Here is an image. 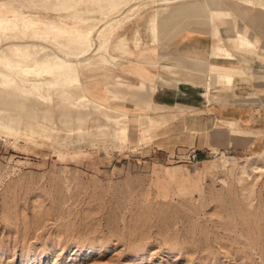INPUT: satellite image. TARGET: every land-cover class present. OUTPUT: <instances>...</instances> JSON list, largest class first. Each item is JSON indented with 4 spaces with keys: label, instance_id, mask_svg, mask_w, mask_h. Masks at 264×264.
<instances>
[{
    "label": "rangeland",
    "instance_id": "374dc122",
    "mask_svg": "<svg viewBox=\"0 0 264 264\" xmlns=\"http://www.w3.org/2000/svg\"><path fill=\"white\" fill-rule=\"evenodd\" d=\"M220 1L212 20L190 19L186 28L221 24L217 45L231 49L220 26L246 25L260 45L263 11L245 7L244 0ZM186 2L195 1L168 7L178 13ZM139 6L136 0H0V17L68 15L61 26L80 32L92 21L87 13L102 28L96 18L112 8V16L133 8L128 21L137 26ZM161 6L150 3L148 10ZM40 28L44 37L54 32ZM199 29L209 35L210 27ZM91 41L88 51L67 57L81 65L98 57L97 33ZM169 42L123 59L121 67L141 75L138 84L88 83V72H111L101 67L80 69L76 85L57 74L20 82L0 74V264H264V146L255 149L253 138L228 133L250 146L234 141L202 148L194 134L180 132L189 107L152 102L158 88L186 84L158 80L184 74L180 63L173 75L161 67L169 54L159 49L185 53L175 50L178 41L163 48ZM148 54L160 61L154 72L137 61ZM195 85L204 96L205 87Z\"/></svg>",
    "mask_w": 264,
    "mask_h": 264
},
{
    "label": "bare ground",
    "instance_id": "6f19581e",
    "mask_svg": "<svg viewBox=\"0 0 264 264\" xmlns=\"http://www.w3.org/2000/svg\"><path fill=\"white\" fill-rule=\"evenodd\" d=\"M173 1L136 0V5H140L137 8L139 12L135 16L137 26L128 21V14L133 10L131 7L120 16H112L114 10L112 8L108 14L96 18H100L99 20L102 21V28L97 27V20L96 23L93 21V19L95 20L94 13H87L86 16L92 21L80 32H76L77 29L74 27L65 29L61 26V22L68 18V15L61 17L54 14L50 19L37 17V20H32L31 17L23 15L21 12L9 17L1 15L0 42L3 40L10 41L5 49L0 50V74L2 79L6 81L11 76L12 81L20 82L29 79L33 75L40 77L42 74H57L68 83L76 85L80 83L78 74L80 69L101 67L102 69H110L111 72L101 74L88 72V83L102 82L106 84L109 79H114L120 84L124 82H129L131 85L138 84L141 75L133 68L121 67L126 56L133 55L142 47L156 46L163 39L171 41L186 29L190 19H196L199 23L209 22V20H212L214 12L217 13L216 9L221 6L220 0H205L204 2L192 0L195 2L182 4L177 13L170 11L171 8L168 7ZM244 1L246 2L245 7L263 11L264 16V0ZM156 2L163 4V6L156 13H153L154 11L148 10V8H150V3ZM212 8H215V10H212ZM160 11L163 12L159 14ZM235 11L237 14H243L239 13L240 11H237V9ZM40 25L46 31H54L53 34L44 37L46 35L44 31L40 30ZM210 27L214 29L215 24L212 22ZM95 33L98 35L100 44L95 52L100 57L95 58L94 55H91L87 58L88 62L83 65H81L80 59H69L67 57L69 53L88 51L92 46L91 38ZM173 33L175 34L172 38ZM244 40H247V38H244ZM36 41L48 45V49L46 46L38 47L34 44H21ZM91 58H94L93 62H96V64H93ZM183 58L169 54L168 58L163 59L164 63L161 67L170 75L179 72L176 67L177 63L182 64L183 68L188 66L204 71L203 62L193 61L189 57L185 58L187 61L190 59V62L186 63L182 61ZM137 61H141V63L148 66L152 72L159 69L160 61L149 54L140 56ZM129 77H135L137 82L135 83Z\"/></svg>",
    "mask_w": 264,
    "mask_h": 264
},
{
    "label": "crops",
    "instance_id": "0c3cea01",
    "mask_svg": "<svg viewBox=\"0 0 264 264\" xmlns=\"http://www.w3.org/2000/svg\"><path fill=\"white\" fill-rule=\"evenodd\" d=\"M250 15L252 13L246 18L238 17V25L250 19ZM219 25L212 29L208 25L191 24L172 40L178 41L176 51L185 52L173 53L174 56H190L193 61L203 62L206 70L199 71L185 66L184 75L158 78L162 82L168 79L186 84L160 87L156 93H152L151 100L168 106L181 104L189 107L185 108L187 112L180 125V132L194 134V141L197 140L202 148L213 146V142L216 147H230L234 141L250 146L247 142L231 138L230 133L247 139L253 138L250 147L261 149L264 146V37L259 35L261 44L258 45L257 40L248 33V26L236 29L234 23H224L222 25L225 26H220V29L231 48L228 49L217 45ZM203 26L210 27L208 33L212 38L207 32L198 30ZM229 29L235 31L234 36H226L224 30ZM212 39L215 41L214 45ZM172 41L163 48L170 47ZM159 52L173 55L162 52L161 49ZM176 67L182 66L178 64ZM131 80L137 82L135 77ZM195 84L205 87L204 96L202 89ZM209 98L212 100L209 101ZM199 133L205 136H199Z\"/></svg>",
    "mask_w": 264,
    "mask_h": 264
},
{
    "label": "built area",
    "instance_id": "2783aa9c",
    "mask_svg": "<svg viewBox=\"0 0 264 264\" xmlns=\"http://www.w3.org/2000/svg\"><path fill=\"white\" fill-rule=\"evenodd\" d=\"M188 157H189L190 159H194V158L196 157V153H195V151L192 150L191 152H189V153H188Z\"/></svg>",
    "mask_w": 264,
    "mask_h": 264
}]
</instances>
